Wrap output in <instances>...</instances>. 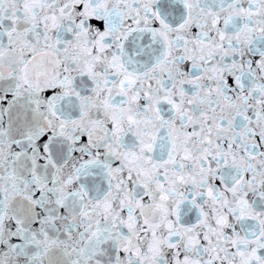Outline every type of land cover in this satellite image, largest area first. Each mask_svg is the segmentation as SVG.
Returning a JSON list of instances; mask_svg holds the SVG:
<instances>
[{"label": "snow or ice", "instance_id": "1", "mask_svg": "<svg viewBox=\"0 0 264 264\" xmlns=\"http://www.w3.org/2000/svg\"><path fill=\"white\" fill-rule=\"evenodd\" d=\"M0 264H264V0H0Z\"/></svg>", "mask_w": 264, "mask_h": 264}]
</instances>
